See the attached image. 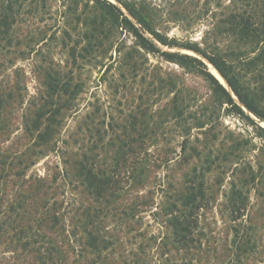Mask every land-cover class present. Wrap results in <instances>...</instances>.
I'll return each instance as SVG.
<instances>
[{
  "label": "rangeland",
  "instance_id": "rangeland-1",
  "mask_svg": "<svg viewBox=\"0 0 264 264\" xmlns=\"http://www.w3.org/2000/svg\"><path fill=\"white\" fill-rule=\"evenodd\" d=\"M242 13L264 30V0H0V264H264V120L151 34L264 113Z\"/></svg>",
  "mask_w": 264,
  "mask_h": 264
},
{
  "label": "trees",
  "instance_id": "trees-1",
  "mask_svg": "<svg viewBox=\"0 0 264 264\" xmlns=\"http://www.w3.org/2000/svg\"><path fill=\"white\" fill-rule=\"evenodd\" d=\"M106 2V1H105ZM108 5V9H115L119 11L115 5L106 2ZM126 8L129 10V12L138 20L139 23L142 25L146 24L144 19L142 17L138 16L137 13L133 11L130 7L126 6ZM121 12V11H119ZM122 15V13H121ZM245 13L242 14H232L228 20V23L230 25V32L233 34H238L239 36L242 37L241 40H249L252 38L257 39V42H259V37L264 35V30L261 28H254V26L250 23V19H247L245 17ZM126 22L132 23L126 18L123 17ZM262 26V25H261ZM134 27V26H133ZM134 32L138 38L142 41V44L144 47H146L148 50L152 52H158L159 50L157 49L156 45L154 44V41L159 42L161 45L169 48H180L184 49L187 51H192L196 53L197 55L201 56L202 58L207 59L210 63L213 64V66L218 70V72L225 78L227 83L229 84L231 90L233 93L238 97L239 101L247 107L256 117H258L261 120H264V113L260 111L259 107H257L254 103V101L250 98L249 94L243 89L239 81H237L234 77H232L228 73L227 69V64L224 62L219 56L209 52L207 49L201 48L197 44H185V45H179L176 41L169 40L166 37L160 35L159 33L153 32L151 33L153 35L154 41H148L145 37H143L140 32L134 27ZM254 41V40H253ZM255 42V41H254ZM164 56H166L169 60H174V61H182L184 65H191L194 67L201 66L205 69V76H207L208 81L211 83L213 86L216 94H221L226 97L227 103L230 105H234L239 111L241 109L235 104L234 99L232 98L231 94L225 89V87L219 82V80L214 77L210 72H208L206 65L203 63V61L197 57H193L191 55H183L180 53H168L164 52ZM264 58V49L261 51L260 55L258 56V60H261ZM250 66L253 65L251 62L249 64ZM264 83V82H263ZM261 93L264 94V86H262V90L260 91ZM188 230V229H187ZM186 231V229L184 230ZM187 232V231H186ZM186 242V241H185ZM54 251V250H53ZM45 259L46 261V255H51L52 250L51 249H45ZM48 260L46 262H43V264H49L51 261V257L47 258ZM43 261V258H42ZM56 264V263H52Z\"/></svg>",
  "mask_w": 264,
  "mask_h": 264
}]
</instances>
